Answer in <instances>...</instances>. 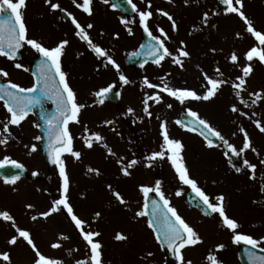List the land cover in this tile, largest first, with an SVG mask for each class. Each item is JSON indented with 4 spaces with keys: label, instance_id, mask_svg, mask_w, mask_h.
<instances>
[{
    "label": "snow or ice",
    "instance_id": "obj_1",
    "mask_svg": "<svg viewBox=\"0 0 264 264\" xmlns=\"http://www.w3.org/2000/svg\"><path fill=\"white\" fill-rule=\"evenodd\" d=\"M44 4L52 12L64 13L71 24L74 26V35L81 41L85 42L90 51L99 58H104L107 64L111 65L113 69L120 72L119 65L116 61L108 56L107 52L99 45L94 44L91 40L88 31L94 27L92 23H88L86 26H82L72 13L67 12L60 6L59 3L53 2V0H43ZM104 3H109V0H103ZM131 7L132 12L136 13L139 18V27L143 30V33L148 38V44L146 47L145 55L150 58V62L160 67L162 62L166 59H170L171 63L183 70L184 62L190 58V53L187 51V46L183 40L179 42V46L174 51L169 50L166 46V42L170 40V36L165 29L157 25L155 32L159 35H154L150 21L153 18V12L151 9V0H148L145 10L137 8L136 4L132 0H126ZM168 3H172L173 0H167ZM187 5L188 0H184ZM220 3L224 5V14H235L243 22L244 31L254 39L255 44L250 47L244 54L243 59L247 63L240 65V56L236 52L230 53L228 57L229 63L239 67L241 75L235 77V80L223 79V72L219 67L214 69L218 78H213L205 72H201L203 77L202 88L203 94L198 93L194 89L189 88H175L169 86L164 82V78L160 77V84L152 83L147 77H144L141 81V87L146 89H152V92H144L143 99L141 100L142 112L145 117L151 118L153 113L150 108L153 104L163 103V95L171 98L181 105L186 104L189 101H210L215 98L218 92L225 85H230L234 96L239 104L244 107H251L257 104V101L264 100V92L248 93L251 99V104L242 98V93L245 91L247 78L253 71L252 61L257 60L261 65H264V32L255 29L253 22L248 19L243 11V0H220ZM72 4L76 9L82 13L91 16L93 15L92 4L93 0H72ZM26 7V0H0V57H5L9 61H14L17 57V53L20 49L27 46L39 55L40 62L36 66V73L33 75V83L31 87H22L10 80L6 83H0V101H3V108L8 114L4 121H0V134H3V138H0V145H6L8 143V137L11 136L10 126H19L22 121L28 116L29 111L36 106H40L43 109V101L49 100L52 105L55 106V113L53 115H42L41 119L45 125V131L48 138L47 152L48 162L55 166L58 171L60 184H59V198L54 199L50 208L47 211L39 213L38 215H32L31 219L36 221L38 218L47 219L53 213H58L61 210L66 212L67 218L70 219L71 224L75 230L79 233L80 238L85 243L88 253L85 259H77L75 264H103L102 260V244L95 239L100 233L95 230H86L87 221L79 218L73 207L71 206L68 198L70 188V178L66 170V163L64 156L69 155L75 160L81 158V152L74 149V137L70 131V124H80L79 114L81 110L86 107L84 104L77 102L76 94L70 86L67 75L62 69V57L65 54V49L69 44L67 39H61L55 46L49 48L44 46L41 42L28 36V29L23 19V9ZM115 7V5H113ZM10 13V14H9ZM156 14L161 17H165L171 25V31L173 33L178 32V24L174 17L164 9H156ZM214 15L216 13H213ZM202 21L205 25L208 23V13H204ZM130 23L129 21L121 20V24ZM213 27H215L213 25ZM129 35H132V30L127 29ZM102 35V33H101ZM114 38H118V34L114 35ZM236 38H241L240 33H236ZM141 48H145V45H141ZM215 52V49H210ZM134 52L132 55H137ZM148 61L146 60L145 63ZM14 67L22 69L23 71H29L28 68L23 67L21 63H15ZM141 68L144 64L140 65ZM8 72L4 69H0V77L7 78ZM119 80L122 84H128L129 80L123 75L119 74ZM113 85L102 88L93 95L98 99V103H103V97H105L112 89ZM39 93V96L34 95ZM168 108H172L171 103H167ZM229 110L238 114L241 117L247 116V113L240 110L237 103H233ZM187 117L190 120L184 123L180 120H176V125L182 130L195 133L201 136L205 141L207 148H215L217 144L215 141H219L224 149V156L228 159L230 166L234 167L235 172L239 173L241 167L232 164L231 157H242L247 151L251 150L256 152V149L252 146L251 138L244 127H239L238 131L242 135V145L237 148L219 130L212 127L211 124L201 118L196 111L188 108L185 110ZM128 114H133L134 109L128 108ZM256 115L255 112L252 113ZM159 119V117H157ZM255 128L264 134V123L260 120H252ZM105 125L112 124V121H104ZM38 127V125H37ZM159 135L162 138V143L159 146L158 151H153L144 157V160L148 163L145 167H152L157 160L163 161L167 159L171 165L172 170L175 173V178L180 184L187 186L203 206L210 211V213L218 214L219 221L223 228L231 233V243L234 245L245 246V255L248 258L249 264H264V255H257L255 251H248V248L258 250L260 253H264V237L255 239L250 235L240 233L238 231L239 223L230 218L225 211L223 195L215 196V203L212 202L210 197L198 186V183L193 179L189 173L186 163L183 158V144L180 140L171 138L168 132L167 122L160 120L159 122ZM235 135V132L233 133ZM36 140H40V136L35 137ZM82 140L83 146L87 149H93L95 145H99L104 148L107 156H115L116 153L105 143V137L99 132L89 131L87 126L83 127V135L79 137ZM31 152H36V145H32L29 149ZM258 154V153H257ZM5 161H9L11 166L15 169L23 170V165L15 160H9L6 156L4 160H0V168L5 166ZM119 166L120 173L128 177L131 175L130 169L138 164V160L128 159L124 156H120L116 160ZM261 165H264V159L259 160ZM243 167L248 169L249 172L254 173L256 165L250 163L247 159H243ZM88 173H94L99 175V170L92 167L87 168ZM35 177L37 172H33ZM250 179L254 178L249 176ZM20 177L18 175H12L4 178L5 184H15ZM111 190V185L108 186ZM139 192L142 194L145 203L143 208L136 211L134 216L136 218L145 217L149 215L147 211L149 205V194L155 193L156 197H159V201L156 199L151 200V219L147 222V226L155 235L157 242L161 245H165L167 249L172 253L175 258L176 264H191V261L185 262L182 249L186 246L195 245L200 243V238L197 233L190 227L184 219L178 214L177 210L171 206L170 201L165 197L164 192L161 190V181L156 180L154 185L139 186ZM264 191V188H262ZM112 195L119 204L124 205L126 201L123 199L118 191H112ZM176 196H181L182 192L177 190ZM27 209H32L33 205L26 204ZM206 215L208 213H205ZM95 217H99L101 214L96 212ZM0 221L11 222V227L14 229V233L8 240L7 244L14 246L18 241L22 240L31 247L34 253L33 264H63L61 260L49 258L43 255L35 246L31 239V234L28 230L21 229L15 223L14 218L7 211H0ZM67 236H58L57 240H67ZM115 240H125L126 236L121 233H116ZM53 249L61 247L60 243H52L50 245ZM224 244H218L215 247V252H220L224 249ZM151 255V253H149ZM208 264H222L218 260L217 256L213 253H209L206 257ZM0 261L5 264H11L10 254L7 251L0 252Z\"/></svg>",
    "mask_w": 264,
    "mask_h": 264
},
{
    "label": "rangeland",
    "instance_id": "obj_2",
    "mask_svg": "<svg viewBox=\"0 0 264 264\" xmlns=\"http://www.w3.org/2000/svg\"><path fill=\"white\" fill-rule=\"evenodd\" d=\"M151 2V11L154 15L150 21V25L153 34L159 35V33L155 32V27L157 25L165 29L170 36V40L166 42V46L171 51H174L175 48L179 46V42L183 40L187 46V51L190 53V58L185 60L183 70L173 65L170 59H166L162 62L160 67L147 65L135 72L125 68L123 63L119 61L117 64L120 68V74H123L129 80L128 84L122 86L119 84V74L114 76L112 71L104 68L95 71L91 66H83L78 79L84 82H81L77 88L78 92L76 94V99L78 103L84 104L86 107H84L79 114L80 124H74L73 127V131L75 132V139L73 142L74 149L81 152V158L75 160L69 155L64 156L66 170L70 178L68 193L69 202L75 214L82 220L87 221L86 230H95L100 233L95 239L102 244V260L106 259L108 256L112 260H117L114 264H125L123 260L117 259L119 253L125 252V248L117 245L118 241L114 239L116 233L121 231V229H124V232L132 233L133 227L123 222L127 215H124L125 211L122 207L114 209L113 207L108 208L107 205L104 204L105 201H107L105 193L107 191L106 195H108L107 197L109 199V196H113L112 191H118L120 193L125 190L127 185H134L135 181L133 182V180L135 177L133 176L137 171L140 173L141 176L139 179L144 182V185H149L151 179L149 178L150 174L146 168L134 166L133 169H130L131 175L125 177L120 173L116 160L118 157L124 156L126 160L133 158L137 159L139 165L147 164L148 162L144 160V157L153 151H158L162 143L158 137L160 136L158 135L160 120H165L167 122V127H169L174 116V113L170 114L171 112H183L188 108L194 111L200 109L202 110L201 113L205 114L207 117L210 115V112L219 114V122L217 123L216 129H218L226 139H232L234 137L233 133L235 132L236 141L239 143L242 141V135L239 133L238 129L239 127H244L250 137L254 138L256 135L264 140V134H261L252 123V120H260L264 123L263 104L257 102V104L251 107H244V105L238 103L231 87L228 85L222 87L217 96L207 102L189 101L181 105L166 95L161 94L164 102L153 104L150 108V111L153 113L152 119L144 116L142 112L143 106L141 104L143 94L144 92L154 91L141 87V81L144 77H147L154 84H160V77H163L164 82L171 87L194 89L198 93L203 94L202 71L213 78H218L214 69L219 67L224 74L222 77L223 79L229 80L235 78V76H233V69L237 71L239 67L229 63L228 57L230 53L236 52L240 56L239 64L243 65L247 63V61L243 59V54L255 44L250 34L244 31L243 22L240 21L239 17L235 14H228L216 20V17H214V21H212V18V22L207 24L209 27L206 32L200 30L198 34L196 31H190L189 28L183 27V23L181 22L182 24L178 27V32L173 33L170 31V22L165 17L156 14V9L168 11L177 23L183 20L182 14L177 15L172 8L173 6L166 1L151 0ZM243 5L245 15L253 22L255 29L264 32V0H243ZM195 8L196 7H194V9ZM205 9H208V7L205 6ZM215 21H218V23L213 29ZM236 33H240L241 38H236ZM125 46V52L130 51L128 48L131 46L128 47L127 44H125ZM210 49H215V52L210 51ZM111 52L114 55H112ZM109 56L113 57L115 60L117 58V50L113 49V51H110ZM252 64L258 65L256 66L258 69L264 67V65H261L257 60H253ZM109 85H113L115 88L119 89L120 104L117 109L106 102L102 105H97V97L93 95L94 92L108 87ZM245 101L251 104V98L245 99ZM167 103H171L173 109H168L166 106ZM233 103H237L240 110L246 112L247 116L241 117L238 114L232 113L229 108ZM128 108L134 109V113L128 114ZM253 112L256 113L255 116L252 115ZM157 117H159V119H157ZM106 120L112 121V124L105 125L104 121ZM146 122L150 124L147 123V125H145ZM84 126H87L89 131L99 132L103 135L105 137L104 142L107 143L116 155L107 156L105 149L99 145H95L93 149L85 148L82 140L79 139V137L83 135ZM130 126L135 128L133 132L130 131ZM137 128H144L146 131L141 141H137L135 133ZM18 143H20V145L16 143L12 145L11 155L7 154L5 146L1 147L0 145V159H4V157L7 156L9 159L15 160L30 171L45 172L46 167L39 156L37 141H22ZM32 145H36V152H31L29 150ZM182 155L187 168L190 164L198 175L210 173L216 176L218 174V170L214 167L217 165L218 168V164L215 165L212 163L214 158L213 161H211L212 159L206 160L205 156V160L194 158L188 150V146L186 149L183 148ZM162 163H165V165ZM89 167L98 169L100 174L88 173L87 168ZM152 167L155 169L159 179L167 181L166 186H168V181L171 183L169 178L172 168L167 159L163 161L157 160ZM219 169L220 171H224L226 168L221 166ZM52 171H55L54 185L46 183L48 179H45L43 184L44 190L50 186V188L55 189L59 195L60 179L58 171L55 167ZM130 180L131 182H129ZM27 184L28 183H17L14 185V187L17 188L2 191L1 193L5 195V197L1 198L0 206L5 211L9 212L19 228L30 232L31 239L36 248L46 257L61 260L63 264H73L77 259H85L88 249L80 238L79 233L71 224L70 219L67 218L66 213H53L47 219L38 218L36 221L31 219L32 215H38L39 213L47 211L51 206V199L36 189L38 193L34 194L35 191ZM109 185H111V190L108 187ZM170 185L185 186L180 184V182H175V184ZM126 196L127 194H123L122 197L124 198ZM26 204L33 205V208L27 209L25 207ZM104 208L105 210H103ZM96 212L101 214L98 218L94 215ZM119 218L122 222H120ZM114 222L121 224L125 223V225L115 226L112 224ZM8 224V233L15 234L14 229L11 227V222H8ZM1 225L0 232L4 233L5 227ZM102 228H105V232L102 231ZM220 234L223 239L222 231ZM61 235L67 236L68 239L57 240V237ZM52 243H60L61 247L53 249L50 246ZM17 244H24L23 249L32 250L31 247L22 240L18 241ZM142 262L143 259H141V263Z\"/></svg>",
    "mask_w": 264,
    "mask_h": 264
},
{
    "label": "flooded vegetation",
    "instance_id": "obj_3",
    "mask_svg": "<svg viewBox=\"0 0 264 264\" xmlns=\"http://www.w3.org/2000/svg\"><path fill=\"white\" fill-rule=\"evenodd\" d=\"M162 1L167 2V0ZM53 2L59 3L67 12L72 13L82 26L92 23L94 27L87 30L91 40L94 44H97L104 49L108 56L110 51L116 49V63L121 61L125 66L126 58L138 50L141 44L142 29L139 27L138 16L136 13L132 12L131 7L126 0H109V3H104L103 0H93V15L91 16L76 9L72 4V0H53ZM78 2H80V0H78ZM132 2L136 4L138 9L145 10L148 0H132ZM168 4L173 6L172 8L177 15L182 14L183 20H180V23H177L178 27L183 23V27L185 26V28H189L190 31H196L198 34L200 30L206 32L209 27L202 21V16L205 12L208 13L207 24L214 21V17H216V20L219 17L228 15H225L224 12H221L216 7L214 0H188L187 5L184 0H173L172 3ZM113 5H115V7H113ZM205 6H207L208 9H205ZM194 7L196 8L194 9ZM22 11L23 19L28 29V36L30 38L38 40L44 46L49 48L55 46L61 39H67L69 41V44L65 49V54L62 57V69L66 73L68 82L75 94L78 92L77 88L80 83L84 82L78 79L83 66H91L95 71L104 68L112 71L114 76L121 73H117L111 65L106 63L104 58L98 59L94 53L89 50L87 44L74 35V26L64 13L59 11L52 12L44 4L43 0H26V7ZM213 13L216 14L214 15ZM212 18L213 20L211 21ZM122 19L129 21L130 23L121 24ZM217 23L218 21H215V27ZM215 27H213V29ZM127 29L132 30V35H129ZM116 34H118V38H114V35ZM125 44H127L128 47L131 46L128 48L130 51L125 52ZM40 59L39 55L27 46L19 50L14 61H9L5 57H0V69L6 70L9 74L7 78L0 77V83H6L10 80L22 87H31L33 83V75L36 73V66L40 62ZM15 63H21L23 67L28 68L29 71L25 72L22 69L15 68ZM147 65H151V63H147L146 66ZM252 66L253 71L247 78L246 88L242 93V98L244 100L254 98L250 97L248 93L264 92V67L258 69L256 68L258 65L252 64ZM238 75H241L240 70L238 69L236 71L233 69V76L236 77ZM229 80L232 81L235 80V78ZM228 86L230 87V85ZM34 95L39 96L40 94L37 92ZM257 102L264 106V100ZM102 104L103 103L97 102V105ZM114 108L117 109L119 106ZM168 109H173V107ZM196 112L201 118L207 120L212 127H217V123L219 122L218 113L210 112V115L207 117L205 114L201 113L202 110L200 109H197ZM54 113L55 106L52 105L49 100L43 101V109H41L40 106L33 107L29 111L28 116L19 126H10L11 136L8 137V143L6 145H1V147L5 146L7 154L11 155L12 145L14 143L20 145L18 142L37 141L39 156L45 164L40 155V148L42 141H48V138L41 116L53 115ZM173 113V121L168 127L170 137L180 140L184 149L188 146V150L194 158L205 160V156L206 160L212 159L211 161H213L214 158L212 163L215 165L218 164V168L217 165L214 166L215 169L218 170L216 176H213L210 173H207L206 175H198L189 164L188 170L191 177L197 181L198 186L210 197L213 203H215V196L223 195L225 197L224 207L226 214L239 223L240 227L238 231L240 233L250 235L255 239L264 237V191H262V188H264V165L259 163V160L264 159V140L257 137L255 134L254 138L250 137L252 146L256 149V152L249 150L242 157H236V162H233L232 164L241 167V171L237 173L235 172L234 167L229 165L228 159L224 156V149L221 144L215 148H207L205 146V141L201 136L182 130L176 125L175 121L178 120L180 115L186 114V111L176 113L173 111L170 114ZM7 115L8 114L3 108V101H0V121H4ZM147 123L149 122H146L145 125H147ZM73 127L74 124L69 125L70 131L74 137L75 132L73 131ZM144 128H137L135 132L137 141H141V138L145 136L146 131ZM129 129L132 132L135 130L132 126H130ZM36 136H40L41 139L36 140ZM158 137L162 141V138L160 136ZM0 138H3V134H0ZM228 140L237 148L242 145V141L237 143L236 133L232 139ZM243 159H247L250 163L256 165L254 173L249 172L248 169L243 167ZM8 162L9 161H5V163ZM162 164L165 165V163ZM144 165L138 164L136 167L140 168L141 166L148 170L150 174L149 178L151 179L148 186H152L156 180H160L161 190L164 192L165 197L170 201L171 206L177 210L178 214L190 227H192L200 238V243L186 246L181 250L185 262L191 261V264H208L206 257L209 253H213L222 264H241L239 259L240 251L241 253H244L245 246L243 244L234 245L231 243V233L223 228L219 221L218 214H209L210 211L203 206L197 197H193V203L187 202V195L192 191L187 186L170 185L179 182L177 179H174L175 173L173 170L170 171L171 176L169 180L171 183L168 181L169 185L166 186L167 181L159 179V176L153 167H145ZM221 166L226 169L220 171L219 168H221ZM33 172L34 171L27 169L28 176L17 180L15 184H5L4 178L0 177V203L2 200L1 198L5 197L1 192L7 189L17 188L14 187L17 183H28L27 185L31 186L35 191L34 194L38 193L36 190L40 193H44L49 199H51V203L54 199H58L59 195L55 189H51L49 186L44 190L43 186L45 179H48L46 183L54 185L55 171H48L47 168L43 173L35 171L38 173L35 177L32 175ZM250 175L254 178L250 179ZM140 176V173L137 171L133 176L135 177L133 180V182L135 181V184L132 186L127 185L125 190L120 192L121 196L127 194V196L123 198L126 201V204L124 205L119 204L114 196H109L108 199V195H106L107 191L105 193L107 201H105L104 204H106L108 208L113 207L114 209H119L122 207L125 211L124 215H127L123 222L128 223L133 227L132 233L124 232V229L119 231V233L126 236V239L117 242L118 246L120 245V247L125 248V252L119 253L117 259L123 260L125 264H176V262H174L175 259H166L154 233L148 228L147 222L151 218L149 219L148 216L136 218L134 216L135 212L141 210L145 203L142 194L138 190L139 186L144 185V182L139 179ZM129 182H131V180ZM177 190L182 192L181 196L175 195ZM48 191L56 193L54 196H51L48 194ZM151 194L157 201H159V197H156L154 195L155 193ZM193 194L195 195V193ZM103 210H105V208ZM0 211L5 210L0 206ZM60 213L61 212H58V214ZM205 213L208 214L206 215ZM119 220L122 222L120 218ZM125 223L121 224L114 222L112 224L115 226H123ZM0 225L5 227L4 233L0 232V252H9L11 264H33L34 253L32 250L23 249L24 244H16L14 246L8 245L7 240L13 234L8 233V222L0 221ZM102 231L105 232V228H102ZM221 231L223 239L221 238ZM218 244H224L225 247L222 251L217 253L214 250ZM261 247H264V245H261ZM247 250L255 251L257 255H264V253H260L258 250H253L251 248H248ZM149 253H151V255H149ZM141 259H143L142 263ZM116 261L117 260H112L107 256V258L103 260V264H114ZM0 264H5V262L0 261Z\"/></svg>",
    "mask_w": 264,
    "mask_h": 264
},
{
    "label": "water",
    "instance_id": "obj_4",
    "mask_svg": "<svg viewBox=\"0 0 264 264\" xmlns=\"http://www.w3.org/2000/svg\"><path fill=\"white\" fill-rule=\"evenodd\" d=\"M215 1L217 3V6L223 11L224 5H222L220 3V0H215ZM147 44H148V38L143 33L141 45H145V48L142 49L140 46L139 50L137 51V53H138L137 55H132L126 59V65L129 68L137 69V68H140L141 64H146L145 63L146 60L148 62H150V58L145 55ZM103 101H109V102H112L114 105H118L119 99H118L117 91L114 88H112L111 91L105 97H103ZM179 120L184 122V123H187L189 121L187 116H181L179 118ZM47 144H48V141H43V145L41 148V154H42L43 158L45 159V161L48 165V169H51L53 165L48 162ZM216 144H218V143L216 142ZM0 175L3 178H7V177H10L12 175H18L20 178H23L26 176V172L24 171V169L21 171L20 169L13 168L11 166V164H5L4 167L0 168ZM148 210H149V207H148L147 211ZM161 247L164 250V252L166 253L167 257L170 258V252L168 251L167 247L165 245H161ZM244 264H246V263H244Z\"/></svg>",
    "mask_w": 264,
    "mask_h": 264
}]
</instances>
